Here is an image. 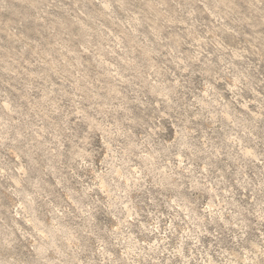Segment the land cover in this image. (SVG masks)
<instances>
[{
  "label": "rangeland",
  "instance_id": "1",
  "mask_svg": "<svg viewBox=\"0 0 264 264\" xmlns=\"http://www.w3.org/2000/svg\"><path fill=\"white\" fill-rule=\"evenodd\" d=\"M0 264H264V0H0Z\"/></svg>",
  "mask_w": 264,
  "mask_h": 264
}]
</instances>
